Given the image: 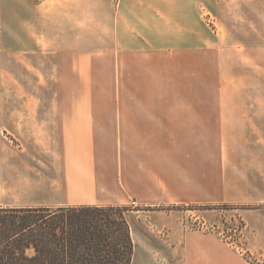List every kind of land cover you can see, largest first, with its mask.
<instances>
[{"label":"crops","instance_id":"0c3cea01","mask_svg":"<svg viewBox=\"0 0 264 264\" xmlns=\"http://www.w3.org/2000/svg\"><path fill=\"white\" fill-rule=\"evenodd\" d=\"M66 2L75 9L71 42L76 45L69 41L60 44L64 51L60 66L65 70L62 68L59 79L77 87L76 97L115 101L107 105L89 101L54 109L20 106L14 130L19 139L44 144L55 137L61 148L62 182L78 200L72 205H121L129 198L145 205L251 201L249 184L237 191L236 197L229 196L231 184L243 181L230 177L224 134L227 110L189 104L197 94L189 85L195 81V61L191 60L190 74L188 59L197 49L205 48L201 11L206 0ZM50 24L48 13L43 21V41L26 47L18 37V50L33 48L50 54ZM59 24L60 28L69 26L67 19L61 18ZM96 78L107 85L103 89L85 85ZM70 86L65 88L69 92ZM120 98L123 104L117 101ZM164 98L166 104L160 100ZM179 98L187 102L174 101ZM214 136L218 140L214 155L202 151L195 157L194 148L187 149L196 144L205 149V139ZM107 146L123 147L113 154L112 166L105 163ZM118 155L127 166L119 164ZM173 238L171 256L176 259L178 251L179 259L172 264H250L213 233L191 229Z\"/></svg>","mask_w":264,"mask_h":264},{"label":"rangeland","instance_id":"374dc122","mask_svg":"<svg viewBox=\"0 0 264 264\" xmlns=\"http://www.w3.org/2000/svg\"><path fill=\"white\" fill-rule=\"evenodd\" d=\"M48 13L51 53L45 55L43 50L33 48L19 51L18 37L26 47L43 41V21ZM74 16L75 9L66 0H0V205L56 208L73 206L78 201L76 193L62 182L61 148L55 137L44 144L36 139H19L14 130L20 106L54 109L89 101L102 105L115 101L76 97L77 87L59 79L64 68L60 66L64 51L59 46L67 41L76 45L71 42ZM61 18L68 20V27L60 28ZM201 21L206 28L201 33L206 44L188 59L190 74L191 60L195 61V81L189 85L197 94L189 104L225 107L230 177L243 181L231 184L229 196L236 197V192L249 184L252 198L222 204L166 201L155 205L129 198L128 202L115 205L130 224L134 243L131 264L178 263L179 252L176 259L171 256L173 235L191 229L221 237L250 264H264V0H206ZM80 83L82 89L85 85L93 89L107 85L97 78L85 85ZM69 86L71 92L65 89ZM67 93L74 96L68 97ZM160 100L166 104V98ZM178 100L180 104L187 102L183 98L174 99ZM117 101L123 104L122 98ZM216 139L206 138L205 149L197 144L186 148H194L195 157L202 151L214 155ZM120 147L123 148L106 147L107 165L114 164L111 158L115 152L119 153ZM121 157L118 155L119 164L127 166Z\"/></svg>","mask_w":264,"mask_h":264},{"label":"trees","instance_id":"16d2710c","mask_svg":"<svg viewBox=\"0 0 264 264\" xmlns=\"http://www.w3.org/2000/svg\"><path fill=\"white\" fill-rule=\"evenodd\" d=\"M119 209L0 205V264H131V228Z\"/></svg>","mask_w":264,"mask_h":264}]
</instances>
